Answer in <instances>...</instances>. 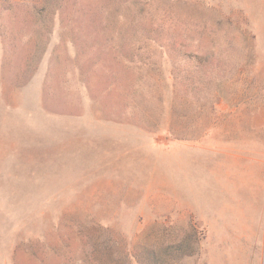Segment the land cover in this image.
Returning a JSON list of instances; mask_svg holds the SVG:
<instances>
[{
  "label": "rangeland",
  "instance_id": "obj_1",
  "mask_svg": "<svg viewBox=\"0 0 264 264\" xmlns=\"http://www.w3.org/2000/svg\"><path fill=\"white\" fill-rule=\"evenodd\" d=\"M0 264H264V0H0Z\"/></svg>",
  "mask_w": 264,
  "mask_h": 264
}]
</instances>
